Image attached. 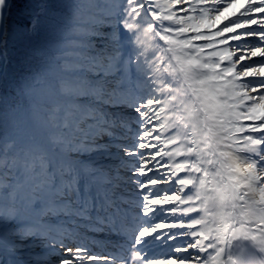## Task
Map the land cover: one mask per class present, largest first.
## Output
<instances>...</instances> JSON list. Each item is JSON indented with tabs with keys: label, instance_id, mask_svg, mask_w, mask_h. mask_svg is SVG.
I'll list each match as a JSON object with an SVG mask.
<instances>
[{
	"label": "snow or ice",
	"instance_id": "6c2138e0",
	"mask_svg": "<svg viewBox=\"0 0 264 264\" xmlns=\"http://www.w3.org/2000/svg\"><path fill=\"white\" fill-rule=\"evenodd\" d=\"M128 4L0 0V264L191 258L175 255L188 252L181 247L161 260L136 250L165 233L141 227L156 177L137 150L139 75L122 23Z\"/></svg>",
	"mask_w": 264,
	"mask_h": 264
},
{
	"label": "bare ground",
	"instance_id": "6f19581e",
	"mask_svg": "<svg viewBox=\"0 0 264 264\" xmlns=\"http://www.w3.org/2000/svg\"><path fill=\"white\" fill-rule=\"evenodd\" d=\"M130 1L137 37H142V50L146 56L142 71L154 74L149 84L144 83V77L138 80V97L142 100L148 97L152 110L155 106L168 109L176 106L171 113L178 117L176 123L173 120L167 127L169 132L164 138H168L164 142H170L174 148L173 157L168 158L169 164L175 165L170 176L177 186H181L179 191L182 195L179 198H154L155 195L148 193L143 206L145 227L150 228L153 224L160 230L167 228L175 238L169 239L170 231H165L168 240L153 242L149 246L151 252H171V245L196 240L199 243V249H195L198 258L193 264H234L237 250L247 247L255 249L264 264V186L260 185L259 173L264 168L260 162L248 157L242 147L246 138L238 132L250 126L241 125V129L236 130L232 123L224 124L227 120L217 119L224 109L223 103L215 104L209 98L197 99L210 89L211 75L208 67L199 61L200 54L188 47L190 40L204 33L203 23L186 28L178 35L163 18L168 8L183 27L188 19H192L190 9L193 6H205L210 27L217 29V36L223 38L221 43L234 44L233 51L220 59L216 69L225 71L241 65L238 79L262 81L264 67H252V64L264 60V42L261 41V49H253L252 45L263 37H257L254 31L261 28L264 31V19L257 18L249 26L238 21L247 18L249 7L260 4L262 0H221V4L213 0H157L162 3V11L149 5L154 0H144L143 4L139 0ZM253 15H264V9ZM237 22L238 25L230 26ZM106 26L107 23L99 25ZM189 34H192V39ZM142 35L150 36L151 40H143ZM185 39L188 40L187 47ZM214 43L215 40H207L203 46ZM235 60L238 63H234ZM153 87L156 92H153ZM242 93L254 102L256 112L260 114L250 117L252 124L259 123L254 136L262 138L264 146V87L254 89L252 93L243 87ZM177 97L184 103L180 104ZM152 110L143 109L140 113L146 124L155 115ZM220 127L224 138L213 137ZM250 141L252 143L251 138ZM253 147L260 148L257 143ZM182 254L185 252L179 255ZM177 264L184 263L178 261Z\"/></svg>",
	"mask_w": 264,
	"mask_h": 264
},
{
	"label": "rangeland",
	"instance_id": "374dc122",
	"mask_svg": "<svg viewBox=\"0 0 264 264\" xmlns=\"http://www.w3.org/2000/svg\"><path fill=\"white\" fill-rule=\"evenodd\" d=\"M171 1V0H166ZM159 1L154 0L149 3V5H153L154 8H156L157 11H162V3H158ZM212 2H219L221 4V0H213ZM129 4H131V1L129 0ZM128 4L129 11L127 12V17L124 21H122L125 31L128 33L130 39V47L132 49L133 54V64L137 65L138 69V75L139 80H141L144 77V83L149 84V81L152 80V77L154 74H144L142 71L143 66L145 65V54L142 50V37L138 38V32L137 26L134 24V20L131 16V9ZM109 7H114L113 5H109ZM264 9V0L260 4H252L248 9V17L239 19L238 21L241 24H247L249 26L250 23L253 21H256L257 18L264 19V15L254 16L256 12L259 10ZM191 10V16L192 19H188L185 26H181L177 23V21L174 19L173 16L175 14L171 12L167 8L165 11L166 17L165 23H169L170 27H174L175 31L174 33L180 35L184 33L188 28L196 26L198 23H203L204 26V33L197 35L196 38L192 39V34H189L188 37H190L192 40H190V50L195 52L197 51L198 54H200V60L202 64L205 65V67H208V70L210 72V80L209 83L211 84L210 89L203 93L202 96L198 97L197 99H204L209 98L212 102L215 104H224V109L221 110L220 116L217 119L227 120V123L224 124H231L234 126V129L239 130L241 127L249 125V128L242 129L241 131H238L240 136H244L246 139L243 142L242 147H244L247 151L248 157L252 160H255L257 162H260L262 167L264 168V146H262V138H255L254 134L257 133L258 130V124H252L251 123V117L254 116L257 117L260 114L256 112V108L254 106V102L249 101V97L247 95H243L242 90L243 87L248 91L249 93H252V90L254 89H261L264 87V80H251L248 82L243 81L242 79H238L239 72L242 69L241 65L230 67L229 69L225 71H221L220 69H216V66L218 62H220V59L223 57H226L228 53L230 54V51L232 52L234 48V44L231 42H228V44L224 43L222 44L221 41L223 38L217 36L216 32L217 29L211 28V24L209 21V17H207V9L206 7H196L193 6ZM238 25V22L236 24H231L230 26ZM262 25V24H261ZM187 28V29H186ZM255 34L257 37H260V40H256V42L253 43V49H261L263 48L261 46V41L264 42V31L262 28L260 30L256 29ZM143 40L150 41L151 37L148 35H142ZM19 41L21 43H26V37L20 36ZM207 40H215V43L211 46H203L206 44ZM188 40L185 39L184 43L186 47L188 46ZM183 43V44H184ZM16 54V49L9 47V55L10 57H14ZM197 55V54H195ZM234 63H238L237 60L234 61ZM251 66V65H250ZM264 67V60L261 63H253L252 67L261 68ZM143 75V76H142ZM152 90V89H151ZM157 89L153 87V92H156ZM134 95L138 96V89H136V92ZM138 97L137 103L141 106V111L143 113V109L152 110L149 105L152 104V102L148 99V97L144 98ZM177 100L180 101V104L184 103V100L177 97ZM146 105V106H144ZM176 107V106H175ZM175 107H172L173 109H168L165 107H157L155 106L152 110L154 112L153 119L149 124H146L143 119L140 118V135H139V144L137 146L138 152L144 153L143 156L140 157V163L142 165L143 170L146 172V174H150L156 179L152 180L149 185L146 186V190L148 193H151L152 195H155L154 198H167L173 197V198H179L182 194L180 193L179 189H181V186H177L176 182L173 181L172 177L170 176L172 174V167L175 166L174 164H169L168 158L173 157V146H170L168 141L164 142L168 138H164L166 134L169 132L168 126L172 124V121L174 120V123L178 120V117L175 116V113H171L175 109ZM201 112V110H198ZM152 112V113H153ZM179 115V114H178ZM181 119H179L180 121ZM190 120L193 123V119L190 118ZM212 120H216V118H212ZM222 124V125H224ZM242 125V126H241ZM241 126V127H240ZM217 129L216 132L213 133V137L221 139L223 137V128ZM168 130V131H167ZM148 135V137L146 136ZM151 136V139L149 138ZM154 136V137H153ZM158 141L156 142V138ZM224 138V137H223ZM250 138L252 140V143L250 141ZM164 143V144H163ZM254 143H257L260 148L257 149V147H253ZM232 146V145H231ZM7 166H5L6 168ZM261 182V187L264 186V180L262 181V178L264 177V169L259 172ZM3 179L5 183H8L11 179L10 176L5 175L3 176ZM180 187V188H179ZM157 228L155 225H151L150 228ZM159 229V228H157ZM160 230V229H159ZM169 229L164 228L163 231H167ZM170 233H173L171 230H169ZM166 238V234L165 237ZM167 240V238L165 239ZM199 243L196 240L188 241V242H182L181 244L172 245L170 254L166 255V257H171L173 255V248L174 247H181V248H187L188 252L182 255H179L180 253H176L175 255L179 256H185L188 255L191 258L190 259H181L179 260L180 263L184 264H193L196 261V258H198V253L195 251V249L198 248Z\"/></svg>",
	"mask_w": 264,
	"mask_h": 264
},
{
	"label": "trees",
	"instance_id": "16d2710c",
	"mask_svg": "<svg viewBox=\"0 0 264 264\" xmlns=\"http://www.w3.org/2000/svg\"><path fill=\"white\" fill-rule=\"evenodd\" d=\"M26 43H27V38H26Z\"/></svg>",
	"mask_w": 264,
	"mask_h": 264
}]
</instances>
